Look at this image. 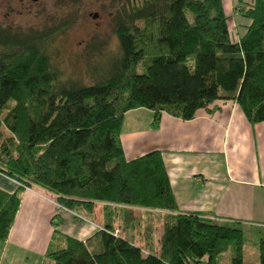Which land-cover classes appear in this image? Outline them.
<instances>
[{
    "label": "trees",
    "instance_id": "obj_1",
    "mask_svg": "<svg viewBox=\"0 0 264 264\" xmlns=\"http://www.w3.org/2000/svg\"><path fill=\"white\" fill-rule=\"evenodd\" d=\"M110 1L118 48L87 63L88 82L64 78L50 55L60 25L21 32L0 23V129L10 133L0 173L19 183L12 193L0 188V240L19 190L36 186L71 211L103 204V227L84 241L66 236L46 254L55 264H220L225 253L227 264H244L240 222L180 212L161 151L128 160L120 132L129 110H153L157 126L163 112L190 120L216 100L263 121L264 0L242 5L235 39L223 0ZM135 208L147 220L142 239ZM257 246L264 264V232Z\"/></svg>",
    "mask_w": 264,
    "mask_h": 264
},
{
    "label": "crops",
    "instance_id": "obj_2",
    "mask_svg": "<svg viewBox=\"0 0 264 264\" xmlns=\"http://www.w3.org/2000/svg\"><path fill=\"white\" fill-rule=\"evenodd\" d=\"M153 120L149 108L125 113L120 132L125 158L161 151L180 212L240 222L243 231L256 228L263 233L264 120L250 123L233 100H216L190 120L165 112L157 126ZM18 185L0 173L1 189L12 193ZM41 190H19L14 223L8 237L0 240V264L53 262L46 255L50 248L63 247L66 236L84 241L103 222L100 213L91 220L82 212L59 207ZM258 261L257 251L253 263ZM243 262L248 264L244 248Z\"/></svg>",
    "mask_w": 264,
    "mask_h": 264
},
{
    "label": "rangeland",
    "instance_id": "obj_3",
    "mask_svg": "<svg viewBox=\"0 0 264 264\" xmlns=\"http://www.w3.org/2000/svg\"><path fill=\"white\" fill-rule=\"evenodd\" d=\"M247 1L249 0H244L241 4L238 0H223L226 14L229 17L228 24L232 39L237 38L236 23H245L239 16V11ZM111 11L110 0H0V23L21 32L42 30L60 25V33L48 45L50 55L62 71L64 78L71 77L88 82L87 63L104 58L106 53L118 48L117 37L112 29ZM94 15L96 16L94 17ZM92 41L101 43L99 51L88 49V43ZM0 130V141L10 136L9 131L4 127H1ZM4 159L5 155L0 154V166ZM31 188L40 189L36 186H31ZM41 192L54 204H57L53 195L42 190ZM99 213L103 217V204L99 202L95 203L92 215L83 210V215L91 220H96ZM134 214L137 236L142 239L143 229L147 223L146 216L143 214V210L138 208L134 209ZM153 225L161 226L160 220L153 219ZM102 227L103 222L98 226V229ZM159 231L160 228L154 234L156 239L159 237ZM114 233L122 234L119 226L115 227ZM261 234L262 232L256 228L244 229L246 241H244L243 248L248 264H254L253 255L258 251L257 242ZM52 250L54 249L50 248V251ZM228 256V253L223 254L219 263L227 264ZM36 264H39V261ZM45 264L54 263L48 260V263Z\"/></svg>",
    "mask_w": 264,
    "mask_h": 264
},
{
    "label": "built area",
    "instance_id": "obj_4",
    "mask_svg": "<svg viewBox=\"0 0 264 264\" xmlns=\"http://www.w3.org/2000/svg\"><path fill=\"white\" fill-rule=\"evenodd\" d=\"M18 183V182H17ZM19 184V183H18ZM25 189H28V190H30L31 189V187H25Z\"/></svg>",
    "mask_w": 264,
    "mask_h": 264
},
{
    "label": "water",
    "instance_id": "obj_5",
    "mask_svg": "<svg viewBox=\"0 0 264 264\" xmlns=\"http://www.w3.org/2000/svg\"><path fill=\"white\" fill-rule=\"evenodd\" d=\"M96 15H94V17H95Z\"/></svg>",
    "mask_w": 264,
    "mask_h": 264
}]
</instances>
